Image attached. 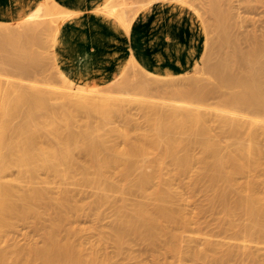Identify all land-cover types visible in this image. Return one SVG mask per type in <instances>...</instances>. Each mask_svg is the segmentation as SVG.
Listing matches in <instances>:
<instances>
[{
    "label": "bare ground",
    "instance_id": "obj_1",
    "mask_svg": "<svg viewBox=\"0 0 264 264\" xmlns=\"http://www.w3.org/2000/svg\"><path fill=\"white\" fill-rule=\"evenodd\" d=\"M156 1L196 11L190 0H141L135 7L131 0H104L96 9L127 30L136 13ZM249 1L253 2L239 0V4L245 2L246 12L256 9ZM206 2L208 5L201 7L209 6L204 12L213 14L214 25L211 17L210 21L217 33L216 51L213 61L214 50L210 51L205 38L194 67L202 58L214 78L210 84H181L174 79L180 75L175 74H152L149 79L145 76L149 73L142 70L144 75L123 87L125 92L137 88L141 98H126L105 86L100 90L99 85L75 83L58 66L51 50L54 74L61 82L58 92L65 100L61 103L65 106L55 107L49 100L54 88L46 94V89L25 87L0 75V264H107L110 256L100 252V245L111 241L116 255L130 259L127 251L131 240H139L153 253L148 264H169L159 256L170 253L179 257L181 232L190 231L193 223L182 210L178 187L199 185L207 191L206 206L199 211L216 209L219 231L226 238L222 242L214 234L196 229L188 236L189 243L195 244L184 245L188 257L209 264L231 259L238 260L237 264H264V257L253 251L255 244H264V151L259 146V139L264 138V36L258 38L251 29L252 33L241 38L246 42L244 47L233 29L238 24L241 28L242 20L233 22L231 0ZM74 13L55 0H43L21 19L0 22L1 64L11 65L22 76L28 74V66L37 64L40 53L30 47L22 54L18 43L41 45V35L47 32L53 47L60 23ZM132 65L136 67L134 62ZM151 91L171 98L157 97L159 101H154ZM130 102L139 106L146 127L141 131L131 127L132 132L116 125L105 129L106 116L127 113L125 105ZM77 111L86 113L82 122ZM92 113L104 115V122L92 119ZM112 132L121 142L110 139ZM190 143L200 149V166L188 174V182L179 181L176 186L173 180H180L178 175L185 174L194 159ZM167 162L173 165L170 177ZM13 170L14 177L4 179ZM50 179L64 187L52 194L45 185ZM68 185L77 187L71 190ZM80 187L92 190L87 204L76 202ZM102 205L112 208L113 221L98 244L86 247L82 230L72 225V215H89ZM28 218H32L29 224L40 243H29L25 237L26 244L11 246L7 243L10 232L18 221L28 222ZM200 239L203 247L198 246Z\"/></svg>",
    "mask_w": 264,
    "mask_h": 264
},
{
    "label": "rangeland",
    "instance_id": "obj_2",
    "mask_svg": "<svg viewBox=\"0 0 264 264\" xmlns=\"http://www.w3.org/2000/svg\"><path fill=\"white\" fill-rule=\"evenodd\" d=\"M127 1H129V0H127ZM140 1L141 0H133V1L131 0V2L134 3V4L132 3V5H134V7L137 6L140 3ZM190 1L192 2V4L194 3L193 4L194 7L196 6L195 7L196 11L194 12L192 9H190V8L189 9L192 10L199 17V19L201 21V24H202V28H203L204 39L206 38L207 42L209 41L208 43L211 46L210 47L211 48L210 51H211L213 49V46L215 45L214 41L217 38L216 37V35H217L216 31H213V30H215V27L213 26L214 25L213 14L210 12V10H209V12H204L205 9L206 10L209 9V6L201 7V6H204V5H208L206 0H201V1L200 0H190ZM251 1H253V2H250V1L249 2L252 3L253 5L255 4L254 8H256V9L253 8L254 10L252 9L253 11H251V12H248V11L246 12L244 10V7H243L245 2L239 4V0H231V5H230V11H231V14H232L233 22H237V21L239 22V20H242L241 28H240V26L238 24L237 26H235L233 28L237 32H235L234 30H233V32L237 33V34H235V35H237V37L240 36L239 40H240V42L241 41L244 42V43H241V44L244 45V47L246 46V42L243 39H241V38L243 37L245 39V34H249V31H250V33H252L251 29H253V30L255 29L256 33L258 34V36L259 35L264 36L263 35L264 34V5H263L264 1L263 0H259L260 3L257 0H255V1L251 0ZM210 17H211V19L213 21V25H211L212 21H210ZM255 30L253 32L254 34H255ZM239 31H241L242 33L241 32L239 33ZM260 32L262 34H259ZM45 33H42V35H41V37L44 40L41 45L34 44V45L31 46L32 43H30V44L27 43V42L18 43V44H20L18 46L19 52L22 53V54L23 53H27V49H30V47L31 48L32 47L35 48L38 51V53H40L39 57H38L39 61L37 62V64L35 63V64H33V66H28V69H29V73L28 74H25V75L23 74V76H22V73H17L16 71H14L11 65H9V64H7V65L1 64V61H0V65H1V67H0V75L1 76L3 75L2 77L4 79H5V77H7L8 80L9 79L10 80H14V82H15V80H17V83L22 82L24 84V86L25 85H28V86L34 85V87H36L37 89L38 88H40L41 90H45L46 89V94L50 91V89L52 90L54 88V90H55L54 93H52V91H50L53 96L50 95V93L48 94V95H50V98L52 96V98L49 99L50 103L52 105H54V106L57 105L55 107L65 106V105L61 104L63 101H65L64 100V96L60 95V93L58 92L59 91L58 88H59L61 82H59L58 77H56L55 74H54V68H53V64H52L53 58H52V54H51V50H53V47L50 46L49 35L47 34V32H45ZM261 36H259L258 38H260ZM25 43H26V45H25ZM243 45H240V46H243ZM21 46H22V48L25 47V49H21ZM23 50H25V51H23ZM215 51L216 50H214V52L211 51V52H213V54L211 56L213 61H214L213 56L215 55L214 54ZM49 57H50V59H49ZM211 57H209V58H211ZM40 58L42 59V61H41ZM201 59L198 61V64L195 66L196 68L193 67L188 72H185V73L181 74L180 76L175 77L174 78L175 81L176 82L179 81L178 83H180V81H181V84H182V81H183L184 84H186L188 82L191 83L192 81H194V84L197 85V86H204L205 84L212 83L214 81V78L208 72L207 68L204 66V64L201 61ZM0 60H1V58H0ZM210 60H209V63L212 62V60L211 61ZM132 61L136 64V67L134 65H132V63H133ZM47 62H49V63H47ZM142 70L145 71L134 60L131 59L130 60V64L125 67L123 72L117 78L118 80H116V82H112L111 84H105V85L100 86V90H105V89L106 90H110V91L113 92L114 95L118 94L117 96H122V97H126V98H135V97L136 98H141V96L138 95L139 91H137L138 90L137 88L130 87V88H128L129 90L127 89L128 94H125L127 92H125L123 90H126V88H123V87L125 86V83H127L129 81H133L135 78H137V76L144 75V73H142ZM145 72H147V71H145ZM147 73H149V72H147ZM145 76L147 78H149V79L153 78V77H151L152 73H149V75H145ZM121 82L124 83V84H122ZM49 84H51V86H54V87L49 88V87H51ZM52 84H54V85H52ZM120 85L122 86L121 87L122 89L120 88ZM103 86H105V89H104ZM47 90H49V91H47ZM131 93L132 94L135 93V94L131 95ZM150 94L155 99L154 101H157V102L159 101L158 99H160L161 97H162V99L166 98V96L163 98V95H165V94L161 95L162 94L161 92L151 91V93H149V95ZM166 95L168 97L171 96V95H168V94H166ZM157 97H158V99H157ZM168 97L166 99H168ZM169 98H171V97H169ZM209 101H213V100L210 99ZM64 103L65 102H63V104ZM128 105H130V107ZM128 105H125V106H127L126 108H129L127 113H125L126 111H124L123 113L122 112L121 113L120 112H115V113L111 112V113H113L112 115H111V113H109L106 116L104 128L107 129L109 127H112V126L116 125V128L118 127L117 129H119V126H120L121 127L120 129H124L126 127H127L126 129H131V127L132 128L139 127L137 129V131L143 130L146 127V123L144 122V118H143L144 116H142L141 110L138 109L139 106H136L137 104H135V105L132 104V102H130ZM125 106H124V108H125ZM76 114H77V119L79 121L82 122L83 119H85V116H86L85 112L77 111ZM98 115H99L98 113L90 114L92 119L95 118V121H97L99 119V122H101V120H102L101 116L103 118L105 116L102 115V114H100L99 116ZM107 120H108L109 124L106 125V121ZM79 121H77V124L81 123ZM102 122H104V121L102 120ZM132 131H133V129H131V132ZM112 135L113 136H111L110 139L113 140V138H115V133L112 132ZM117 137L118 136H116V138ZM116 138L114 139V141L118 142V140H120V138H117L118 140ZM261 139H259L260 140L259 146L264 151V140H263L264 138L262 137ZM120 142H121V140H120ZM192 146H194V144L190 143V146L188 147V149H192ZM190 151L192 152L191 154L193 155V156L191 155V157L194 158V159L191 158V160H190L189 166L191 168L189 167L186 170V173H185L186 175L184 173H182L181 175H178L180 180H178L175 177V179H177L178 181L177 180H175V181L173 180L174 185H176V183L178 184L179 181L188 182V179H189L188 174H190L192 171H194L196 168H198L200 166V162H199V159H198V156L200 154V152H199L200 149L198 148V146L195 145L193 147V149L190 150ZM167 163H166V167H167ZM170 164L168 165V168H167V170L170 169V171H168L169 174L167 173V175L168 176L169 175L173 176L172 174L174 173V171L171 170L173 168V165L170 166ZM43 176L45 177V175L42 173L40 175V177L42 179H44ZM13 177H14V170L11 171L10 174H7L4 177V179H10V178H13ZM239 178H241V177L239 176ZM57 181L53 180V179H50V180H48V183L45 184L46 187L49 186L48 189H50V192L52 194L53 193L55 194L54 191H56V189H60V187L61 188L64 187L62 185V183L59 184L60 182L58 181V183H57ZM56 184L57 185L59 184L58 185L59 187H57ZM52 186H54V187H52ZM68 187H69V189H71V190L73 189L74 190V189H76L77 186L74 187V185L73 186L72 185L71 186L68 185L67 188ZM80 189H81V191H80L81 193L80 192L76 193L77 194L76 198H75L76 202H78V204H80L79 203L80 201L81 202L83 201L85 203L88 200V202H89L91 200V198H92V197L89 198V193H90V196H91L92 195V190H91V192H89L90 188L88 189V187H85V188L84 187H80ZM178 190H180L181 195L183 197V200L181 201L182 210L193 221V223H191V225L189 226L191 232L190 231H188L190 233L181 232V238H180V241H179V246H180V248H182L181 250H182L183 253L181 252L179 257L177 255L173 256L174 254L172 255L170 253H168V254L164 253L165 255L161 253L162 255L159 256V259H161L162 261H165L167 263L169 262V264H209L207 262L203 263L201 261L194 262L193 260H191L188 257V255L185 253L186 252L185 250H186V248H187L186 246H188V244L189 245H194L195 244L194 241H191V243H189L190 240L188 239V236H192L193 235L192 231H195L196 229H199L204 234L210 232V233L214 234V236L218 240H220L222 242H225L226 234L223 233V232H220L219 228H218V225H217L218 224L217 223V216L219 215V212H217L216 209L215 210H210V211L207 210V211H203V212L199 211V208L201 206H206L207 191L204 189V187L202 185L195 186V187H193L191 189L186 188V187H178ZM85 191H88V192H85ZM78 193H79V195H78ZM81 204H83V203H81ZM86 204H87V202H86ZM81 213H79V215H76V214L72 215V216H74V217H72V225L82 230L83 237H85L84 238V240H85L84 245L86 247L91 246V243L92 244H98L99 243L98 239L100 238V236H102V234L104 232H107L109 230V228L111 226V223L113 221L112 208L109 205H102V206H98L97 209L93 210L92 212H89V215L87 213H86V215L83 214L84 212H81ZM80 214H81V216H80ZM31 219L28 218L27 219L28 222H26V220H25L24 223L18 221V223L15 226L16 228L13 229V231L10 232L11 235L8 236L9 238L7 237V240L9 239V241H7V243H10L11 246L13 244L14 245L18 244L19 245V243L24 245V244H26L25 237L28 238V240H30L29 243H31L32 240H33L32 243H36V242L40 243V241H39L40 239L36 238L38 236H36V235L34 236L33 235L34 231L32 233L33 226H31V224H32ZM74 220H75V222H73ZM29 221L31 222V224H29ZM183 235H184V237H183ZM28 240H27V243H28ZM182 240H183V242H182ZM184 241L185 242L188 241V243L187 242L185 243ZM199 241H200V243H199L198 246L199 247H203V243L202 242L204 240L200 239ZM12 242H14V243H12ZM21 244H20V246H21ZM254 244H252V245L254 246ZM260 244H257V245L255 244V247L253 248V246H252V248L254 249L253 251L256 253V255L257 256L259 255V257L262 258V257H264V244L263 243H262L263 245L262 244L260 245ZM184 245H186V246H184ZM100 246H101L100 247V252L103 253V254H106L107 256H110V260L108 261L107 264H123V263H126V264H148V263H150L152 261V258H153V253L147 248V246H145V244H143L142 242L140 243L139 240L138 241L135 240L133 242H132V240L130 241V244L128 246V251H127L131 255L130 259H124L123 255H116L115 254L114 245H113V243L111 241H107L104 244H101ZM181 246H183V247H181ZM180 257H182V258H180ZM236 259H238V258H236ZM234 261H235V259H231L228 263H222V264H234V263L237 264L238 263V260L236 261L237 263L234 262ZM239 262H240V256H239ZM211 264H221V263L213 262Z\"/></svg>",
    "mask_w": 264,
    "mask_h": 264
},
{
    "label": "crops",
    "instance_id": "obj_3",
    "mask_svg": "<svg viewBox=\"0 0 264 264\" xmlns=\"http://www.w3.org/2000/svg\"><path fill=\"white\" fill-rule=\"evenodd\" d=\"M41 1L0 0V22L21 19ZM103 1L55 0L75 11L60 23L53 46L58 66L75 83L108 84L131 59L154 75H181L201 57L203 28L189 8L169 1L153 2L135 15L126 30L96 9Z\"/></svg>",
    "mask_w": 264,
    "mask_h": 264
}]
</instances>
